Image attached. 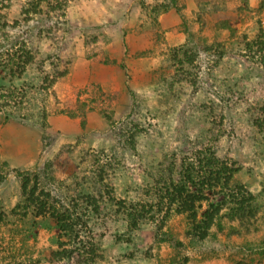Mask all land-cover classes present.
<instances>
[{"label": "rangeland", "instance_id": "1", "mask_svg": "<svg viewBox=\"0 0 264 264\" xmlns=\"http://www.w3.org/2000/svg\"><path fill=\"white\" fill-rule=\"evenodd\" d=\"M260 42L264 0H0V264H264V131L248 116L264 101ZM196 143L238 168L252 214L223 207L202 241L175 207L159 231L163 213L130 230L117 202H151L150 170ZM97 158L116 202L77 201L78 240L22 197L28 172L69 208ZM203 196L198 216L224 194Z\"/></svg>", "mask_w": 264, "mask_h": 264}, {"label": "trees", "instance_id": "2", "mask_svg": "<svg viewBox=\"0 0 264 264\" xmlns=\"http://www.w3.org/2000/svg\"><path fill=\"white\" fill-rule=\"evenodd\" d=\"M51 33V38L54 35L56 37L55 29H52ZM261 44L264 47V42H260ZM248 46L250 47V45ZM183 50H186V47L176 50V54H180ZM184 55H187V53L185 52ZM190 62H192L191 57L187 60V63ZM8 97L12 99L11 95ZM248 116L254 128L264 131V101L253 108L252 111H249ZM217 130L218 128L213 124L203 137L206 135L209 139L215 138ZM200 146L202 148L201 144L196 143L195 148H191V153L186 155L180 164H177L174 156L170 158V156L165 155L156 167L150 170L151 178L148 182L149 188L145 193L149 194L150 191L155 192L151 202H117V211L120 210L124 215L130 230L137 229L139 224L147 216L154 220L156 214L158 216L163 213V216L156 221V224H159L157 225L156 231H159L172 211V208L175 207L176 212L186 215L188 228L185 234L202 241L209 236V230L213 221L223 207H226L225 216L228 219L242 220L244 217L252 214L253 197L251 193L243 185L234 180V175L238 172V168L222 161L216 155L215 151H198ZM99 153L102 156L104 152L100 151ZM90 156L93 155L88 156V162L96 157L93 156V158H90ZM6 166V164L0 163V181L3 180L1 169ZM94 167L93 171H89V177H79L81 179L79 185H87L90 189L79 190L76 200H70L69 208L57 210L52 205L48 206L46 200H41V196L48 199L49 194L39 190L36 179L33 184H30L29 176L31 174L28 172H18V177L21 178L20 189L22 197L25 198V202L35 207L36 215H43L46 210L50 211L49 216L57 230L69 237H71L70 234H75L74 238L78 240L81 220L77 216V210L75 209L77 207V201L93 209H95L94 206L98 200L102 201L107 198L109 203L110 201L113 203L116 202L113 197V190H108L107 186L104 185V164H101L100 159H98ZM177 170H179L178 173ZM175 174L178 175V177L176 176L177 179L174 178ZM206 191L212 193L218 191V193L224 194V196H222V200L219 202H207L208 206L206 210L198 216L197 210L198 208L200 209L199 204L207 200L203 196ZM162 241L168 243L173 248L181 245L180 242L176 241L174 237H171L167 233ZM90 253L92 256L93 251L90 250ZM69 254L70 251H68L66 256H69Z\"/></svg>", "mask_w": 264, "mask_h": 264}]
</instances>
